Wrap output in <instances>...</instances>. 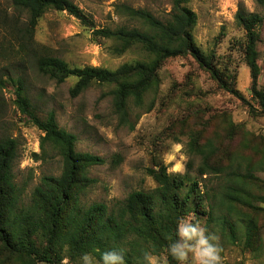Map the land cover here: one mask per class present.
<instances>
[{
	"label": "rangeland",
	"instance_id": "374dc122",
	"mask_svg": "<svg viewBox=\"0 0 264 264\" xmlns=\"http://www.w3.org/2000/svg\"><path fill=\"white\" fill-rule=\"evenodd\" d=\"M72 1L86 13L88 25L67 11L50 9L36 29L34 47L37 51L32 52L33 43L23 34L28 20L26 12L15 8L13 0H0V140L12 138L18 145L14 175L23 190L21 205L33 203V191L42 184L43 177L61 175L63 160L51 145L47 144L46 152L41 148L44 132L20 108L17 102L19 86L28 94L32 109L39 117L45 118L54 111L59 126L77 136L78 151L97 154L107 160L105 164L88 170L94 182L81 194V203L85 207L95 202L113 207L134 190L156 187L158 183L148 169L165 165L163 158L166 154L170 161L165 165L168 172L176 173L172 171L173 167L181 164L184 174L193 158L191 173L201 181L203 188H209L212 194L219 192L220 184H223L221 177L201 176L197 172L202 156L193 154L190 145L193 135H198L201 143L211 140L227 147L228 153L221 150L214 160L228 164V158H234L235 169L242 172L255 163L258 168L253 171L264 180V167L256 161L258 159L242 153L244 149L249 151L251 134L254 133L261 137L256 141L264 146V114L256 109L258 103L252 97L251 71L245 58L246 33L235 18L241 6L264 15V7L257 0H192L188 3L197 13V24L192 30L197 44L214 67L247 97L257 111L222 89L193 55L178 56L164 62L160 69V88L157 93L147 95L145 107L133 105L131 119L134 129L121 124L114 111L111 93L114 85L97 83L73 96L71 88L77 79L71 77L62 83L51 79L38 70L35 54L59 56L73 67L101 66L111 70L127 62L145 59L147 54L140 46L123 54L114 53L113 41L95 35L94 30L143 27L142 21L128 15L122 4L147 9L157 18L167 20L173 0ZM258 50L259 86L264 87V26ZM152 101L154 107L148 111ZM187 127H191L189 131ZM173 145L179 146V151L173 152ZM117 154L122 160L115 165L113 159ZM219 213L221 210L215 215ZM229 217L237 223L235 216ZM205 218L196 219L206 227ZM217 225L213 221L210 230L218 237L216 242L222 249L223 264H264V250L260 255L243 251L241 244L230 243ZM243 228L244 225H240L239 235H242ZM157 256L161 264H172L166 253ZM1 257L9 255L3 253ZM65 261L67 264L79 262L71 261L66 253L61 264Z\"/></svg>",
	"mask_w": 264,
	"mask_h": 264
},
{
	"label": "trees",
	"instance_id": "16d2710c",
	"mask_svg": "<svg viewBox=\"0 0 264 264\" xmlns=\"http://www.w3.org/2000/svg\"><path fill=\"white\" fill-rule=\"evenodd\" d=\"M191 1L173 0L167 20L157 18L147 9L122 4L128 15L142 21L143 27L94 30L95 35L113 41L114 53L123 54L140 46L147 54L145 59L127 62L111 70L101 66L73 67L59 56L36 53L38 70L58 83L75 77L76 83L71 88L73 96L97 83L114 85L111 92L114 111L121 124L134 129L131 119L133 105L145 107L147 95L157 93L164 62L172 57L193 55L222 89L255 110L197 44L192 35L197 13L188 6ZM257 2L264 7V0ZM13 4L28 16L23 34L33 43L32 52L37 51L34 47L36 29L48 10L67 11L85 25L89 23L86 13L72 0H13ZM235 18L246 33L245 58L251 71L252 97L258 103L256 109L264 114V87L259 86L261 71L258 61L264 15L241 6ZM17 95L22 111L29 114L44 132L41 148L46 152L49 144L57 149L62 156L63 170L60 176L43 177L42 184L33 191V203L21 205L23 190L14 175L18 145L12 138L0 140V264H12L13 261L18 264H61L65 253L71 261L77 262L85 252L99 256L113 248L124 250L126 264H144L143 253L146 251L156 255L166 253L169 261L177 264L169 254L168 237L175 239L178 221L190 215L201 219L206 217L210 232V224L216 221L217 229L230 243L241 244L243 251L260 255L264 250V180L253 171L258 168L255 163L242 172L235 169L234 158H228V164L214 160L221 150L228 153L227 147L211 140L201 143L199 136L193 135L190 142L193 154L202 156L197 172L201 176L221 177L223 184H220L219 192L212 194L209 188L202 187L201 181L191 173L194 167L191 158L184 174L170 173L165 165L159 169L149 168L148 173L158 183L152 189L134 190L113 207L102 202L85 207L81 203V194L94 182L88 170L105 164L107 160L97 154L78 151L77 136L59 126L54 111L45 118L39 117L22 86L17 89ZM153 107L152 101L147 110ZM190 128L187 127V131ZM251 136L249 151L244 149L242 153L257 158L256 161L264 167V146L256 141L261 137L255 133ZM121 160L122 156L117 154L113 163L118 165ZM218 210L221 213L215 215ZM228 214L236 217L239 226ZM240 225H244L242 235L238 234ZM3 253L9 257H1Z\"/></svg>",
	"mask_w": 264,
	"mask_h": 264
},
{
	"label": "clouds",
	"instance_id": "9594fccd",
	"mask_svg": "<svg viewBox=\"0 0 264 264\" xmlns=\"http://www.w3.org/2000/svg\"><path fill=\"white\" fill-rule=\"evenodd\" d=\"M172 151H179V146L173 145ZM163 159L165 165L170 162L167 154ZM172 171L182 173L183 165L177 164ZM168 239L169 254L177 264H223L222 249L216 242L218 237L195 216L181 218L177 223L175 239L172 236ZM143 261L144 264H161L160 258L149 251L143 253ZM78 264H126V255L123 249L115 248L105 250L99 256L85 252L79 257Z\"/></svg>",
	"mask_w": 264,
	"mask_h": 264
}]
</instances>
